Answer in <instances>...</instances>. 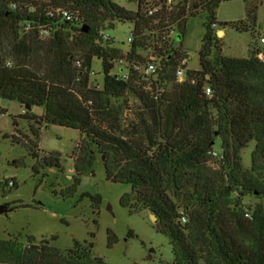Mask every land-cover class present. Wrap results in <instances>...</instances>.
Wrapping results in <instances>:
<instances>
[{
  "label": "trees",
  "instance_id": "16d2710c",
  "mask_svg": "<svg viewBox=\"0 0 264 264\" xmlns=\"http://www.w3.org/2000/svg\"><path fill=\"white\" fill-rule=\"evenodd\" d=\"M128 1L135 10L117 0H0V101L21 105L25 113L18 118L33 124L35 137L31 147L19 133L14 141L37 159L41 126L79 130L84 139L74 152L70 190L100 152L107 179L131 186L122 206L156 216L157 230L172 243L173 264H264V60L259 58L264 50L252 44L249 56L237 57L214 45L216 11L223 0ZM243 1L246 18L231 24L254 33L263 0ZM51 9H68L81 21L50 15ZM198 12H207V31L199 69L188 72L195 82H176L170 72L166 90L155 98L156 88L147 90L136 75L128 81L116 78L117 61L141 58L143 50L175 68L185 51L168 34L176 29L181 37L186 20ZM126 22L134 41L124 49L106 30ZM42 26L49 35L41 34ZM95 59L101 61L102 82ZM129 96L140 101L142 111L140 120L126 127ZM35 106L43 107L42 115L33 113ZM252 142L251 164L245 167L242 151ZM41 160L45 167H62L59 152ZM33 170L40 171L37 163ZM5 186L16 188L18 181L3 179L0 187ZM247 197L255 201L246 202ZM4 205L7 211L30 206ZM50 240L20 234L0 238V264H107L95 254L92 240H75L67 249ZM117 240L109 230L108 245Z\"/></svg>",
  "mask_w": 264,
  "mask_h": 264
},
{
  "label": "rangeland",
  "instance_id": "374dc122",
  "mask_svg": "<svg viewBox=\"0 0 264 264\" xmlns=\"http://www.w3.org/2000/svg\"><path fill=\"white\" fill-rule=\"evenodd\" d=\"M117 1L128 9H136L132 1ZM216 17L218 27L215 28L217 40L214 45L219 46L223 54L247 57L252 44L264 50L261 40L264 37V4L259 8L254 33L252 30L239 31L231 24L246 18L243 0H223L217 8ZM206 22L207 12H198L186 20L181 37L178 30L175 34V47L189 53L191 69H199V51L204 45ZM130 28L128 22L118 23L106 33L127 49ZM93 68L97 79L102 82L99 59H95ZM0 105L5 110L0 116V181L6 178L18 181L16 188L0 187V205L17 202L30 205L0 213V238L20 234L23 239L33 235L38 240H50L55 236L54 240H50L51 245L61 249L73 247L75 240H92L95 254L102 256L107 264H173V246L169 236L157 230V220L151 218L150 211L131 213L122 206L121 197L131 190V186L107 179L103 164L105 156L100 152L96 153L93 167L82 176L77 188L70 190L75 176L74 152L80 140L84 139L79 130L60 125L41 126L38 146L34 148L39 154L36 159L26 145L13 139V135L19 133L20 141H27L30 147L31 141L35 140L33 124L18 118L23 112L21 105L8 100H1ZM140 105L138 99L128 97V107L123 113L126 127L140 120ZM32 111L42 115L44 109L35 106ZM253 147L252 142L242 151L245 167L251 164ZM216 148L219 149L218 146ZM50 152L61 154V169L41 165V159ZM35 163L40 169L38 173L33 170ZM212 165L217 166V163ZM245 201L255 199L247 197ZM109 230L118 237L111 247L108 245ZM91 233H94L93 237Z\"/></svg>",
  "mask_w": 264,
  "mask_h": 264
},
{
  "label": "built area",
  "instance_id": "2783aa9c",
  "mask_svg": "<svg viewBox=\"0 0 264 264\" xmlns=\"http://www.w3.org/2000/svg\"><path fill=\"white\" fill-rule=\"evenodd\" d=\"M15 6L16 3L12 1L10 3V7ZM156 10H158V7L150 10L149 13H153ZM54 12L56 14H62V16L67 20H75L78 22L81 21L80 15L68 9L49 10L50 15H53ZM27 29H29V26L27 27ZM130 30L131 33L128 37L129 43L134 41L132 29L130 28ZM176 32V29L171 30V32L168 34V37L170 39H174ZM41 34L43 36L49 35V29L46 26H42ZM261 40L264 42V37H262ZM141 52H143L141 58L133 60L128 58H121L117 61L114 73L116 74V78L118 80L128 81L131 79L132 75H136V78L139 77V81H143L147 90L153 91L154 88H156V95H154L155 98H157L166 90L168 75H170V72L176 82L182 83L189 80L195 82V80L193 78H190V75L188 74L189 71L196 70L191 69L190 67L191 57L188 52H184L182 57L177 59L175 68H173V64L166 65L164 57L159 54H154L153 52H149L146 50H143ZM259 58L261 60H264V52H261L259 54ZM168 60L166 59V61ZM77 64L80 65V62L78 61ZM7 65H11V62H8ZM205 93L207 95L212 94V90L209 86L206 87ZM2 113L3 109L0 105V114ZM22 113H25V110H23ZM214 155L218 156L217 151L214 152ZM183 220L185 221V218H183Z\"/></svg>",
  "mask_w": 264,
  "mask_h": 264
},
{
  "label": "water",
  "instance_id": "95a60500",
  "mask_svg": "<svg viewBox=\"0 0 264 264\" xmlns=\"http://www.w3.org/2000/svg\"><path fill=\"white\" fill-rule=\"evenodd\" d=\"M202 44H200L199 50L201 49ZM104 159V156L102 157ZM7 209L5 208V205H0V213L6 212ZM151 218L155 221L157 220L156 216L154 214H151Z\"/></svg>",
  "mask_w": 264,
  "mask_h": 264
}]
</instances>
